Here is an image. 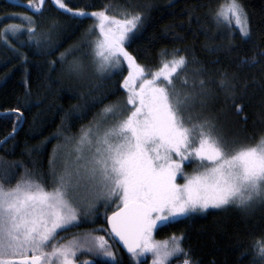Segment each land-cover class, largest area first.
Segmentation results:
<instances>
[{
    "label": "snow or ice",
    "instance_id": "obj_1",
    "mask_svg": "<svg viewBox=\"0 0 264 264\" xmlns=\"http://www.w3.org/2000/svg\"><path fill=\"white\" fill-rule=\"evenodd\" d=\"M51 2L74 16L95 19L83 37L92 50V70L110 75L126 61L129 71L121 87L127 97L105 105L78 137H65L71 151L59 170L55 156L49 160L50 190L28 169L14 186L5 187L11 185L15 165L0 167V264H93L80 260L84 253L119 264L104 235L92 232L67 242L58 240L61 231L78 226L81 209L92 216L97 205L106 210L115 205L111 215L105 213L108 228L98 231L110 229L109 235L119 238L135 264H141L138 258L144 253L153 255V264H167L177 254L185 257L184 264H191L182 247L183 236L160 245L153 233L210 208L248 211L264 205V134L253 144L229 143L216 118L205 114L210 95L205 80L190 83L185 77L177 87L187 66L184 56L167 59L169 54L162 53L165 58L155 71L136 63L125 42L142 26L141 12L125 8L117 18L107 5L89 14L73 13L65 0ZM44 4L45 0H29L27 7L41 13ZM227 12L229 23L234 19L242 35L249 37L247 17L237 0H231ZM20 21L0 31V40L7 43L23 33L26 23L30 40L39 47L42 37L33 17ZM66 55L62 53L61 59ZM66 71L82 78L87 69L74 60ZM218 86L226 97L234 95L235 84L226 75ZM233 104L237 105L235 99ZM241 111L236 106L237 114ZM186 161H198L191 175L184 171ZM178 177L184 182L178 183ZM81 187L92 193L86 206L78 198ZM256 253L259 264H264V242L256 245Z\"/></svg>",
    "mask_w": 264,
    "mask_h": 264
},
{
    "label": "trees",
    "instance_id": "obj_2",
    "mask_svg": "<svg viewBox=\"0 0 264 264\" xmlns=\"http://www.w3.org/2000/svg\"><path fill=\"white\" fill-rule=\"evenodd\" d=\"M230 2L65 0L73 13L90 14L106 5L117 18L125 8L141 12L142 26L125 42L136 63L155 71L165 58L162 53L169 54L167 59L173 54L184 56L187 66L177 80L178 88L185 77L190 83L205 80L210 89L205 114L216 118L223 128L220 134L229 143L253 144L264 134V0H237L247 17L249 37L217 15ZM28 3L29 0H0V31L20 23L24 16H32L42 37L37 47L25 23L23 33L7 43L0 40V144L15 133L24 118L21 128L0 147V167L15 165L11 185L5 187L14 186L25 169L37 178H45L49 160L69 148L65 146L66 136L78 137L80 129L87 127L105 105L124 102L127 97L121 87L129 71L126 61L110 75L92 70V50L83 37L94 27V18L64 12L51 0H45L41 13H34ZM62 53L67 54L64 60ZM74 60L81 61L87 69L82 78L69 76L66 71ZM225 75L235 84L233 96L226 97L218 86ZM236 106L241 108L240 114ZM195 164L185 167V173L193 174ZM102 226L108 228L105 218ZM87 229L90 228L82 226L78 230ZM93 229L96 227L92 225ZM101 232L113 242L109 229ZM173 236H183L182 247L191 264H259L256 245L264 242V205L248 211L231 208L186 217L159 228L155 238L164 244ZM110 246L119 264H135L116 243ZM86 255L81 254L80 260H85ZM92 256L107 264V258ZM143 257H139L141 264H153L151 257ZM184 261L185 257L177 254L168 264Z\"/></svg>",
    "mask_w": 264,
    "mask_h": 264
},
{
    "label": "rangeland",
    "instance_id": "obj_3",
    "mask_svg": "<svg viewBox=\"0 0 264 264\" xmlns=\"http://www.w3.org/2000/svg\"><path fill=\"white\" fill-rule=\"evenodd\" d=\"M227 8H228V5L227 6H225L224 8H223V12H224V15L223 16H220V19L223 21V22H225V23H227V24H232L235 28H238V27H236V23H235V20L233 19V20H231V22L229 23V21H228V19H227V17H228V12H227ZM239 29V28H238ZM240 30V29H239ZM178 87V86H177ZM208 112L210 113V111L208 110ZM217 128H218V130H219V132L221 133V134H223V132H222V130L221 129H223L220 125H218L217 124ZM226 137V136H225ZM231 143V142H230ZM69 151H71V146H69V148H66L64 151H60V153L56 156V165H57V169L59 170L60 168H61V166H62V161H63V158L65 157V154L67 153V152H69ZM194 162H196V164L194 165V168L195 167H197V164H198V161H192L191 163L190 162H188V161H186L185 162V167H187V166H189V165H192V163H194ZM190 167V166H189ZM185 171V170H184ZM189 175H191V174H189ZM39 179H42L43 180V182L45 183V186L50 190L51 189V184H52V178H51V175H50V173L45 177V178H42V177H40ZM177 182L178 183H183L184 181H183V179L181 178V177H178L177 178ZM78 198L80 199V200H82L83 201V203H84V205L86 206L87 205V203L89 202V200L92 198V193L88 190V188L87 187H81L80 189H79V192H78ZM261 205L260 204H257V205H255L252 209H249V210H253V209H258L259 207H260ZM97 208H98V211L94 214V215H92V216H86V215H84V210L83 209H81L80 211H81V214H80V218H79V222H78V226H73V227H70V229L69 230H67V231H61L60 232V236L58 237V240L60 239V238H63V242H67L68 240H71V239H73V238H75V237H82L83 235H85V234H87V233H92V232H94L95 234H97V235H104L105 236V238L109 241V244L111 243H116V244H118L117 242H116V240H115V238H112V240H113V242L110 240V238L109 237H107L106 236V234H105V232H101V231H98V230H101V228L102 227H104V226H102V222H103V220H104V218H105V213L107 212V215H111V213L112 212H110L111 210H114L115 209V205H111L107 210L102 206V205H97ZM231 208H236V207H226V208H222V209H209L208 211H211V210H225V209H231ZM207 211V212H208ZM206 212H203V213H192V214H190V216H188V217H194V216H196L197 214H205ZM103 218V219H102ZM183 218H186V217H181V218H178L177 220H175V221H173V222H176V221H178V220H181V219H183ZM84 220H87V221H89V222H83ZM173 222H171V223H173ZM92 225L93 226H95L96 227V229H93V230H91V227H92ZM82 226H87L88 228H90V229H87V230H81V231H79L78 229L80 228V227H82ZM78 227V228H77ZM75 228H77V229H75ZM73 229H75V230H73ZM103 229V228H102ZM72 230V231H71ZM158 230V229H157ZM157 230H156V232H157ZM64 232H68V234L67 233H64ZM110 232V231H109ZM156 232H154L153 233V239H154V241L156 242V238H155V235H156ZM70 233H76V234H74L73 235V237H71V236H69L70 235ZM67 236V237H66ZM157 243V242H156ZM167 243H170V242H167ZM159 244V243H158ZM164 244H166V243H164ZM164 244H160V245H164ZM119 246V245H118ZM123 251V250H122ZM127 254V253H126ZM129 255V254H128ZM143 255H145V257L146 256H148V257H151L152 259H151V261H152V263H153V259H154V257H153V255L151 254V253H144ZM143 255H141V257L144 259V257H143ZM86 256H88V258L90 259V260H96V259H98L97 257L95 258L94 256H92V255H90V254H87ZM130 256V255H129ZM175 256V255H174ZM173 257V256H172ZM172 257H170L169 258V260H168V262L172 259ZM87 257L85 258V259H88ZM139 259V258H138ZM168 262H167V264H168Z\"/></svg>",
    "mask_w": 264,
    "mask_h": 264
},
{
    "label": "water",
    "instance_id": "obj_4",
    "mask_svg": "<svg viewBox=\"0 0 264 264\" xmlns=\"http://www.w3.org/2000/svg\"><path fill=\"white\" fill-rule=\"evenodd\" d=\"M23 122H24V118H23V121H22L20 127L15 131V133L21 128ZM15 133H13V134H15ZM13 134L10 135V136H9L7 139H5L4 141H2V143L0 144V146L3 145V144H4L9 138H11V137L13 136ZM115 240H116V242L118 243L119 247H120L125 253L129 254V253L127 252V249L124 247L123 243L119 241V238H115Z\"/></svg>",
    "mask_w": 264,
    "mask_h": 264
},
{
    "label": "flooded vegetation",
    "instance_id": "obj_5",
    "mask_svg": "<svg viewBox=\"0 0 264 264\" xmlns=\"http://www.w3.org/2000/svg\"><path fill=\"white\" fill-rule=\"evenodd\" d=\"M67 237V236H66ZM113 238V237H112ZM118 245V244H117ZM119 247V246H118ZM121 249V248H120ZM122 250V249H121ZM87 258H88V256H86ZM85 260H89V261H92L93 262V264H102V263H105V261H101V259L100 260H98V259H96V260H90L89 258L88 259H85Z\"/></svg>",
    "mask_w": 264,
    "mask_h": 264
},
{
    "label": "bare ground",
    "instance_id": "obj_6",
    "mask_svg": "<svg viewBox=\"0 0 264 264\" xmlns=\"http://www.w3.org/2000/svg\"><path fill=\"white\" fill-rule=\"evenodd\" d=\"M13 135H14V134H13ZM1 146H2V145H1ZM1 146H0V147H1ZM109 231H110V229H109ZM129 255H130V254H129Z\"/></svg>",
    "mask_w": 264,
    "mask_h": 264
}]
</instances>
